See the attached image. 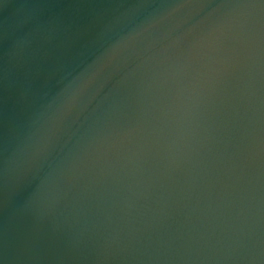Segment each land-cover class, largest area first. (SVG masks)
Wrapping results in <instances>:
<instances>
[{
	"label": "water",
	"instance_id": "95a60500",
	"mask_svg": "<svg viewBox=\"0 0 264 264\" xmlns=\"http://www.w3.org/2000/svg\"><path fill=\"white\" fill-rule=\"evenodd\" d=\"M0 264H264L260 0H0Z\"/></svg>",
	"mask_w": 264,
	"mask_h": 264
},
{
	"label": "snow or ice",
	"instance_id": "6c2138e0",
	"mask_svg": "<svg viewBox=\"0 0 264 264\" xmlns=\"http://www.w3.org/2000/svg\"><path fill=\"white\" fill-rule=\"evenodd\" d=\"M260 4L261 5H264V0H260Z\"/></svg>",
	"mask_w": 264,
	"mask_h": 264
}]
</instances>
